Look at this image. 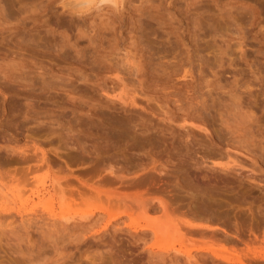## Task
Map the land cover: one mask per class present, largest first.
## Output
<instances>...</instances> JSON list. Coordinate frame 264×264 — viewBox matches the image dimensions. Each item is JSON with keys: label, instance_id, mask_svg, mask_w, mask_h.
<instances>
[{"label": "rangeland", "instance_id": "obj_1", "mask_svg": "<svg viewBox=\"0 0 264 264\" xmlns=\"http://www.w3.org/2000/svg\"><path fill=\"white\" fill-rule=\"evenodd\" d=\"M0 264H264V0H0Z\"/></svg>", "mask_w": 264, "mask_h": 264}, {"label": "bare ground", "instance_id": "obj_2", "mask_svg": "<svg viewBox=\"0 0 264 264\" xmlns=\"http://www.w3.org/2000/svg\"><path fill=\"white\" fill-rule=\"evenodd\" d=\"M90 1H91V0H90ZM100 3H101V2H100ZM115 3H116V0H115ZM101 4H102V5H103V4H104V5H107V4H111V3H101ZM56 187H57V186H56ZM56 187L54 186V189H55V190H58V189L60 188L59 186H58L57 188H56ZM61 189H62V188H61ZM62 192H63V191H62ZM56 193L59 194V193H61V191H60V192H56ZM58 194H57V195H58ZM61 194H63V193H61ZM41 195H43V193H38V194H37V197L39 198V202H41V200H40V199H41V198H40ZM42 198H43V197H42ZM116 215H117V214H116ZM84 217H85V216H84ZM86 218H87V217H86ZM114 219H115V218H114ZM161 228H162V227H161ZM141 230H142V229H141ZM143 230H144V229H143ZM147 230H148V229H147ZM144 231H145V230H144ZM162 232H163V231H162ZM164 233H165V232H164ZM174 250H175V249H174Z\"/></svg>", "mask_w": 264, "mask_h": 264}, {"label": "clouds", "instance_id": "obj_3", "mask_svg": "<svg viewBox=\"0 0 264 264\" xmlns=\"http://www.w3.org/2000/svg\"><path fill=\"white\" fill-rule=\"evenodd\" d=\"M101 3H111L115 6V0H100Z\"/></svg>", "mask_w": 264, "mask_h": 264}]
</instances>
